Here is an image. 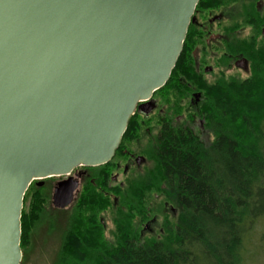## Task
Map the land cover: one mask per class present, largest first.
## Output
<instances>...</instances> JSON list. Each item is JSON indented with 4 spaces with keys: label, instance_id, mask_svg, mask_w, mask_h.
<instances>
[{
    "label": "water",
    "instance_id": "water-1",
    "mask_svg": "<svg viewBox=\"0 0 264 264\" xmlns=\"http://www.w3.org/2000/svg\"><path fill=\"white\" fill-rule=\"evenodd\" d=\"M198 3L0 0V264L22 262L33 180L112 160L138 104L170 79Z\"/></svg>",
    "mask_w": 264,
    "mask_h": 264
},
{
    "label": "trees",
    "instance_id": "trees-1",
    "mask_svg": "<svg viewBox=\"0 0 264 264\" xmlns=\"http://www.w3.org/2000/svg\"><path fill=\"white\" fill-rule=\"evenodd\" d=\"M200 4L201 0L197 7ZM194 49L189 27L170 79L154 93L172 118L162 122L156 140L146 149L150 164L128 178L125 187L110 186L111 162L97 166L74 209H54L56 216L51 217L47 205L38 201L29 219L25 204L34 188L30 185L21 218V264L31 244L28 232L46 226L61 234L53 264L245 260V238L264 217V48L249 76L220 82L200 78ZM195 90L202 96L193 114L186 110ZM184 113L190 116L188 122L180 120ZM196 117L210 139L200 126L196 129ZM143 126L136 114L131 116L115 159L128 150L127 140L139 138ZM168 204L176 210L174 220ZM107 210L113 211L112 237L103 223ZM159 215L164 216L160 237L142 236L144 223Z\"/></svg>",
    "mask_w": 264,
    "mask_h": 264
},
{
    "label": "flooded vegetation",
    "instance_id": "flooded-vegetation-1",
    "mask_svg": "<svg viewBox=\"0 0 264 264\" xmlns=\"http://www.w3.org/2000/svg\"><path fill=\"white\" fill-rule=\"evenodd\" d=\"M190 30L195 45L193 54L198 60L196 69L202 80L220 82L224 78L228 80L246 78L251 73L252 62L261 61L260 55L264 48V0H201L200 6L196 8ZM201 96V92L192 91L188 111L196 114ZM155 113L156 117H154ZM135 114L137 118L140 115L143 117L140 121L142 125L153 116L154 125L147 129V141L142 153L126 151L127 159L123 167V176L143 170L142 168L149 162L145 153L149 143L156 140L162 122L172 118L171 113L165 112L160 107L155 94L150 100L140 102ZM198 120L199 129L206 133L200 117H196L193 123L197 124ZM115 157L117 154L114 155L111 163L109 162L110 169H117V175L110 177V186L115 183V186L125 187L127 180L120 178L122 165ZM92 168L94 167L77 166L69 174L33 180L31 185L34 188L28 198L27 207L29 219L33 217L38 201H41L43 206L47 205L46 210L50 212L54 209H74L80 191L92 179L91 176L94 174ZM97 172L101 173V171ZM58 188L73 189L72 201L64 208L54 205L53 197ZM173 215H176V211ZM157 223V217L144 223L142 236L146 233L154 234L155 228L152 225L155 226Z\"/></svg>",
    "mask_w": 264,
    "mask_h": 264
},
{
    "label": "rangeland",
    "instance_id": "rangeland-1",
    "mask_svg": "<svg viewBox=\"0 0 264 264\" xmlns=\"http://www.w3.org/2000/svg\"><path fill=\"white\" fill-rule=\"evenodd\" d=\"M186 111H188V109ZM156 115L157 114L155 113L154 117H156ZM154 117L152 116L149 120L146 121V123L144 124L142 128L143 130L141 131L138 140H134V141L127 140L126 141L125 150L128 149L134 152L142 153L143 147L145 146L146 141H147V137H146V135L148 134L147 129L151 127L152 125H154ZM189 119H190V116L186 113H184L180 118L181 121H186V122H188ZM142 120H143V117L141 115L138 116V121H142ZM199 123L200 122L198 120L197 124H195L196 129L199 128ZM206 133L204 134L202 133V134L208 140L210 139V136L207 137V135H205ZM126 159H127V156L125 153L124 155L118 156L117 161H119L122 165V168L120 170V173H121L120 178L128 180V178L132 176L134 177L135 175H138L141 172L139 170L135 173L129 174V176H123L122 174L123 169H124L123 167L126 164ZM149 164L150 162H148L146 166H144L142 169L143 170L146 169V167ZM116 171H117L116 168L111 169V175H113V177L117 175ZM113 184L114 186L116 185L115 183ZM82 191L83 189L80 191V193ZM79 196H78V199H79ZM78 199H77V203H78ZM28 200H27V204H25L26 208L28 207ZM168 207H169V211L171 212V213L169 212L170 213L169 216L172 220H174L173 212H175L176 210H174V207L172 205L168 204ZM61 211L66 212V211H70V209L61 210ZM27 212H28V208H27ZM53 212H50L51 217H53L52 215L56 216V212L55 213ZM112 212H113L112 210H107V213H104L102 215L103 223L106 225V229H107L106 235L108 237H112L110 233H111V230L114 228L113 222H112L113 220ZM154 217L155 216L150 217L149 220L147 221H150ZM157 217H158L157 219L158 223L155 226L152 225V227L155 228V231H154L155 233L154 234L147 233L149 234V237H155V238L160 237V234L162 232L161 227H162V221H163L164 216L159 215ZM54 228L55 227L46 226V228L43 227L44 230H42L41 228H39L38 230L37 228V229L31 230V233L30 231L28 232L31 244L30 246L29 245L27 246L26 259H25V262L22 264H53L54 259L56 255L58 254V249H59L58 246H59V241H60V236H61L60 233L59 235H57L58 233L54 232L55 231ZM245 239L247 240L246 250L244 252L245 260L241 264H264V217H261L258 220V223L255 226V228L251 230V232Z\"/></svg>",
    "mask_w": 264,
    "mask_h": 264
}]
</instances>
